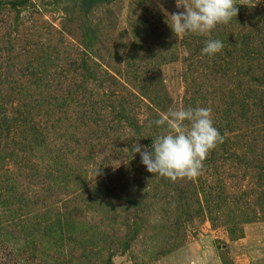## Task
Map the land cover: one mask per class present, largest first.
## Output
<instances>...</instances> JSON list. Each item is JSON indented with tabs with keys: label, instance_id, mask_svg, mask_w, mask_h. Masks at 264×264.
Returning <instances> with one entry per match:
<instances>
[{
	"label": "rangeland",
	"instance_id": "1",
	"mask_svg": "<svg viewBox=\"0 0 264 264\" xmlns=\"http://www.w3.org/2000/svg\"><path fill=\"white\" fill-rule=\"evenodd\" d=\"M235 2L177 37L176 0H0V264H264V0ZM173 106L227 134L195 180L131 151Z\"/></svg>",
	"mask_w": 264,
	"mask_h": 264
},
{
	"label": "clouds",
	"instance_id": "2",
	"mask_svg": "<svg viewBox=\"0 0 264 264\" xmlns=\"http://www.w3.org/2000/svg\"><path fill=\"white\" fill-rule=\"evenodd\" d=\"M176 7L183 10L167 14L166 22L177 37L208 34L217 25L229 23L239 11L235 0H176ZM223 47L222 41L209 39L202 54L211 57L222 52ZM151 123L165 130L152 139L150 148L137 142L131 151L140 154L148 172L172 181L200 177L207 156L224 143L227 135H221L215 126L210 107L173 106Z\"/></svg>",
	"mask_w": 264,
	"mask_h": 264
},
{
	"label": "trees",
	"instance_id": "3",
	"mask_svg": "<svg viewBox=\"0 0 264 264\" xmlns=\"http://www.w3.org/2000/svg\"><path fill=\"white\" fill-rule=\"evenodd\" d=\"M99 1H103V0H88V6H91V5H93L94 3H97V2H99ZM130 199H131V196H130ZM93 201H95V199H92L91 200V202H93ZM88 205H89V203H87V202H85L84 204H83V207H88Z\"/></svg>",
	"mask_w": 264,
	"mask_h": 264
}]
</instances>
